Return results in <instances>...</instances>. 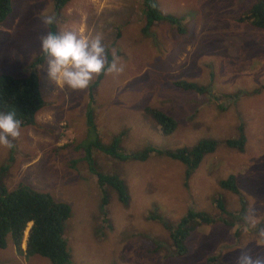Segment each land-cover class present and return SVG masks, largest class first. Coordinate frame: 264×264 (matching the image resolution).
Returning <instances> with one entry per match:
<instances>
[{
	"label": "rangeland",
	"instance_id": "374dc122",
	"mask_svg": "<svg viewBox=\"0 0 264 264\" xmlns=\"http://www.w3.org/2000/svg\"><path fill=\"white\" fill-rule=\"evenodd\" d=\"M155 1L164 15L183 19L184 35L166 23L142 34L143 0H74L59 16L52 0H11V14L0 24V75L31 72L46 31L41 18L55 14L59 31L101 35L106 53L118 57L124 71L104 74L90 95L97 76L87 89L70 91L47 79L46 65L38 67L45 107L12 147L0 145V169L7 167L0 184L9 191L27 185L71 208L63 235L70 264H234L243 248L264 256L259 235L264 230V31L237 20L256 0ZM177 81L211 91L184 92L173 86ZM87 106L104 144L124 133L123 153L148 146L190 149L205 139L215 140L217 148L188 182L183 166L165 157L119 162L95 152L98 170L119 176L129 196L125 205L108 189L103 220L98 184L84 160L83 148L95 139L87 130ZM146 107L175 118L174 133L162 135ZM240 136L243 152L226 146ZM229 175L236 177L237 195L219 187ZM218 197L233 216V227L218 222L223 217L215 208ZM241 200L245 209L239 218ZM187 211L203 212L215 222L199 225L178 256L162 223L174 226ZM246 215L255 217L256 227L248 226ZM0 264L51 263L18 256L9 241L0 250Z\"/></svg>",
	"mask_w": 264,
	"mask_h": 264
},
{
	"label": "trees",
	"instance_id": "16d2710c",
	"mask_svg": "<svg viewBox=\"0 0 264 264\" xmlns=\"http://www.w3.org/2000/svg\"><path fill=\"white\" fill-rule=\"evenodd\" d=\"M72 1L74 0H52V10L59 16ZM141 10L144 20L142 34H147L153 26L160 23H166L173 27L179 35L185 34L183 19L177 16L164 15L155 0H143ZM11 11V0H0V24L7 19ZM237 20L251 25L256 30L264 31V0H256ZM51 30L59 31L56 21L51 26ZM106 54L107 62L110 63L113 56L110 53ZM44 65H46V58L39 52L30 65L31 72L28 75L21 77L8 74L0 75V111H16L17 117L22 121V128L35 126L37 122L36 115L45 107L37 74L38 67ZM104 74L98 75L96 81L90 86V95H93ZM173 86L178 90L195 92L200 96L207 95L211 91L210 87L187 81L173 82ZM228 98L231 97L228 96ZM92 99L93 97L90 96L89 100L91 102ZM143 110L159 127L162 135L169 136L174 133L178 126L175 118L158 109L146 107ZM85 116L86 123L89 125L87 130L88 132L93 131L95 139L83 148L85 151L84 160L87 161L88 170L95 177L98 184L100 192L99 211L103 220L106 219L105 209L109 201L108 189H112L116 193L117 200L122 204H127L129 196L127 188L119 176L105 174L98 170L94 160L95 152L119 162H144L153 154L165 157L183 166V179L188 182L199 168L204 157L213 154L217 148L215 140L205 139L190 149L181 148L176 151H161L148 146L137 153H123L120 147L123 132L114 136L109 144H104L99 138L89 106L86 107ZM225 144L229 148L240 149L243 152L245 138L240 136L239 139L228 140ZM6 169L5 166L0 169V182L2 176L7 172ZM219 187L234 195L239 193L235 175H229L226 179L221 180ZM240 202L242 208L241 213L238 214L239 218L242 217L245 209L244 202L242 200ZM215 208L218 214L223 216L218 218V222L226 227H233L234 222L231 220L233 216L227 212L220 197L215 200ZM70 216L71 208L65 203L55 201L48 194L36 192L24 184H19L14 190L9 191L0 184V250H5L10 241L18 256L25 258L38 256L47 259L51 264H70V254L67 243L63 238L64 226ZM228 217L229 219H227ZM152 218L163 222L159 218ZM213 221L215 222L214 219L203 212L187 211L174 226L164 222L162 226L169 233L174 252L179 256L186 251L184 243L187 237L199 225H209ZM24 243L25 248L23 249Z\"/></svg>",
	"mask_w": 264,
	"mask_h": 264
},
{
	"label": "clouds",
	"instance_id": "9594fccd",
	"mask_svg": "<svg viewBox=\"0 0 264 264\" xmlns=\"http://www.w3.org/2000/svg\"><path fill=\"white\" fill-rule=\"evenodd\" d=\"M55 21L54 15L43 16L40 21L46 29L40 37V52L46 58V76L51 83L78 91L87 89L93 78L101 73L119 75L124 71L118 57L107 62L101 35L89 37L74 30L52 31ZM22 126L16 111H0V145L12 147L11 141L21 135ZM244 220L249 227H256L255 217L246 215ZM259 235L264 237V230ZM234 264H264V256L254 255L251 249L243 248Z\"/></svg>",
	"mask_w": 264,
	"mask_h": 264
}]
</instances>
